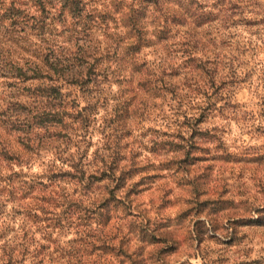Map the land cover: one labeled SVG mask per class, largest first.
I'll return each mask as SVG.
<instances>
[{
  "label": "trees",
  "instance_id": "16d2710c",
  "mask_svg": "<svg viewBox=\"0 0 264 264\" xmlns=\"http://www.w3.org/2000/svg\"><path fill=\"white\" fill-rule=\"evenodd\" d=\"M263 47L264 0H0V264L65 263L57 236L75 201L104 178L122 186L112 158L87 170L71 125L126 109L140 86L171 91L178 60L224 80Z\"/></svg>",
  "mask_w": 264,
  "mask_h": 264
},
{
  "label": "rangeland",
  "instance_id": "374dc122",
  "mask_svg": "<svg viewBox=\"0 0 264 264\" xmlns=\"http://www.w3.org/2000/svg\"><path fill=\"white\" fill-rule=\"evenodd\" d=\"M173 66L171 91L140 86L126 109L71 125L87 170L112 158L122 186L104 178L75 201L57 236L63 264H264V53L224 80L196 61Z\"/></svg>",
  "mask_w": 264,
  "mask_h": 264
}]
</instances>
